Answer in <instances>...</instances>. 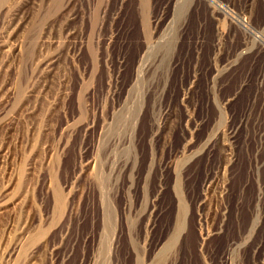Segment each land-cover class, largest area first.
I'll use <instances>...</instances> for the list:
<instances>
[{
	"label": "rangeland",
	"instance_id": "rangeland-1",
	"mask_svg": "<svg viewBox=\"0 0 264 264\" xmlns=\"http://www.w3.org/2000/svg\"><path fill=\"white\" fill-rule=\"evenodd\" d=\"M0 264H264V0H0Z\"/></svg>",
	"mask_w": 264,
	"mask_h": 264
},
{
	"label": "bare ground",
	"instance_id": "bare-ground-1",
	"mask_svg": "<svg viewBox=\"0 0 264 264\" xmlns=\"http://www.w3.org/2000/svg\"><path fill=\"white\" fill-rule=\"evenodd\" d=\"M153 64L151 66H146L145 61L141 58L139 60H136L133 64V76L130 80V85L128 87V93H131L133 91L136 92L138 90L140 84L143 85V82L148 81L146 88L143 92V99H142V105L145 103V96L148 94V92L151 90V88L154 86V82L156 79V69L152 68ZM150 74V78L147 77V75ZM141 85V86H142ZM140 89V88H139ZM139 91V90H138ZM140 92V91H139ZM132 94V93H131ZM200 240L199 244L203 245L206 234L203 233L202 228L199 230ZM231 246V243L228 245V249Z\"/></svg>",
	"mask_w": 264,
	"mask_h": 264
}]
</instances>
